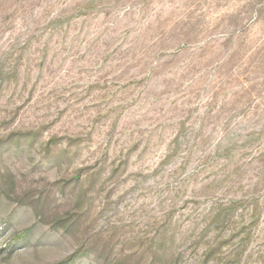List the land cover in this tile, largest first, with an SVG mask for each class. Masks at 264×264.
Segmentation results:
<instances>
[{"label":"rangeland","instance_id":"1","mask_svg":"<svg viewBox=\"0 0 264 264\" xmlns=\"http://www.w3.org/2000/svg\"><path fill=\"white\" fill-rule=\"evenodd\" d=\"M1 181L0 264H264V0H0Z\"/></svg>","mask_w":264,"mask_h":264},{"label":"trees","instance_id":"2","mask_svg":"<svg viewBox=\"0 0 264 264\" xmlns=\"http://www.w3.org/2000/svg\"><path fill=\"white\" fill-rule=\"evenodd\" d=\"M55 139H53L51 142H53ZM50 142V143H51ZM50 146V145H49ZM0 188L2 189V190H4L3 189V185H2V181H1V183H0ZM89 250V249H88ZM92 250V249H91ZM91 250H89V251H91ZM83 254H86V252H84L83 250H80L79 252H78V254L77 255H71L69 258H67L64 262H63V264H71L78 256H81V255H83Z\"/></svg>","mask_w":264,"mask_h":264}]
</instances>
